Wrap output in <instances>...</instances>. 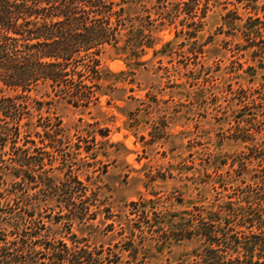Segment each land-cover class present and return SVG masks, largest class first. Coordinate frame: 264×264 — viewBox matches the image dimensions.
I'll use <instances>...</instances> for the list:
<instances>
[{"label":"rangeland","instance_id":"1","mask_svg":"<svg viewBox=\"0 0 264 264\" xmlns=\"http://www.w3.org/2000/svg\"><path fill=\"white\" fill-rule=\"evenodd\" d=\"M117 1L129 25L151 16L153 44L140 57L107 45L88 104L46 84L0 92L27 107L16 145L29 134L45 146L29 142L36 158L21 166L0 139V231L20 239L33 218L47 225L40 238L118 253L120 264H211L189 230L202 217L220 212L229 238L264 237V28L247 29L264 20V0ZM70 175L88 186L97 218L67 215L55 183ZM234 247L220 253L244 259L246 242Z\"/></svg>","mask_w":264,"mask_h":264},{"label":"trees","instance_id":"2","mask_svg":"<svg viewBox=\"0 0 264 264\" xmlns=\"http://www.w3.org/2000/svg\"><path fill=\"white\" fill-rule=\"evenodd\" d=\"M119 5L121 2L117 0H0V92L6 89L31 91L35 86L46 84L57 93L69 96L75 104H88L97 95L94 87L98 84L94 82L104 78L97 55L107 45L140 57L146 47L153 44L151 16L139 17V25H129L126 7ZM262 28L264 20L261 16L247 23L248 31L263 36ZM26 108L13 97H0V139L5 144L12 140V160L21 166H30L33 164L30 159L36 158L29 155V142L34 144L35 151L45 152V146H37L36 140L28 138L29 134H26L23 145H16L20 140V122L27 113ZM37 158L41 159V156ZM34 180L35 177L31 182ZM62 182L61 186L55 183V188L62 192L69 210L67 215L81 221L97 218L96 214L94 217L91 215V205L95 203H92L94 198L87 194L88 186L73 175ZM24 184L25 179L20 184L22 189ZM48 184L54 186V181ZM219 219H222L220 212H216L211 221L202 217L199 227L195 225L189 229L191 234L196 233L204 240L203 253L210 263L264 264V253L256 252L257 249L264 252V237L257 242L252 241V244L236 234L229 238L225 232L228 224L223 229L219 228L215 223ZM29 222L30 230L23 229L20 239L7 240V234L0 231V264H120L121 255L118 253L114 257L103 256L101 252L90 249L89 244L81 245V241L69 245L64 240L56 242L40 238L41 230L47 225L33 218ZM220 230L224 235H219ZM242 242H246L244 259L238 255L233 260L228 254L220 253H227L226 248L232 246L237 252ZM37 244L48 251L47 262L37 257L43 252L36 249ZM215 244L217 248L213 247ZM110 250L113 253L112 248ZM201 254L198 253L199 256ZM256 256L258 259L255 260ZM128 262L145 264L137 260ZM193 264H203V261Z\"/></svg>","mask_w":264,"mask_h":264}]
</instances>
